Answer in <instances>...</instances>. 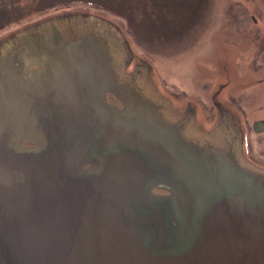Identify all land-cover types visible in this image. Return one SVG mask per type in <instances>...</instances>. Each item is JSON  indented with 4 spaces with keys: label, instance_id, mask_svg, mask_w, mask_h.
Masks as SVG:
<instances>
[{
    "label": "water",
    "instance_id": "95a60500",
    "mask_svg": "<svg viewBox=\"0 0 264 264\" xmlns=\"http://www.w3.org/2000/svg\"><path fill=\"white\" fill-rule=\"evenodd\" d=\"M236 57L206 124L105 17L2 38L0 264H264V166L227 98L253 86Z\"/></svg>",
    "mask_w": 264,
    "mask_h": 264
},
{
    "label": "rangeland",
    "instance_id": "374dc122",
    "mask_svg": "<svg viewBox=\"0 0 264 264\" xmlns=\"http://www.w3.org/2000/svg\"><path fill=\"white\" fill-rule=\"evenodd\" d=\"M63 11L114 22L133 52L152 65L160 89L177 105L194 102L206 124L215 118L210 95L226 82L222 60L237 55L241 84L253 86L237 97L244 106L232 108L251 147L249 157L264 166V133L252 130L254 121L264 119V0H0V40ZM229 72L235 88L236 73Z\"/></svg>",
    "mask_w": 264,
    "mask_h": 264
},
{
    "label": "flooded vegetation",
    "instance_id": "af4514ba",
    "mask_svg": "<svg viewBox=\"0 0 264 264\" xmlns=\"http://www.w3.org/2000/svg\"><path fill=\"white\" fill-rule=\"evenodd\" d=\"M228 101L231 103V104H234V105H236L237 107H243L244 105H243V102L240 100V99H238L236 96H231V95H228ZM255 122V121H254ZM254 122L252 123V125L254 124ZM252 130H253V128H252ZM259 135V134H258ZM248 148H249V150H248V154L249 155H251L252 156V154H251V147H250V145H249V142H248ZM253 154H257V153H253ZM258 155V154H257Z\"/></svg>",
    "mask_w": 264,
    "mask_h": 264
}]
</instances>
